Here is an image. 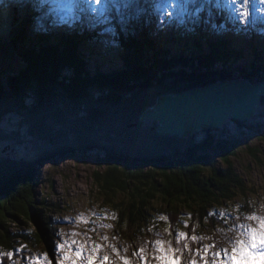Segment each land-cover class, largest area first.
<instances>
[{"label": "trees", "instance_id": "1", "mask_svg": "<svg viewBox=\"0 0 264 264\" xmlns=\"http://www.w3.org/2000/svg\"><path fill=\"white\" fill-rule=\"evenodd\" d=\"M82 41L68 38L54 46L39 40L17 51L11 45V55L19 52L21 69L6 76L0 72L1 119L17 113L19 125L29 124L25 129L29 137L42 136L46 141L36 158L0 157V251L21 244L50 249L56 237L50 215L60 206L37 199L38 169L77 154L84 160L94 153L97 169L92 173V191L113 214L115 238L132 245L159 228L164 232L171 223L174 233L175 217L183 211L205 228L212 207L242 197L246 208L252 190L233 163L237 146L230 135L205 130L188 139L159 136L155 123L143 126L140 121L161 96L233 79L230 70L246 59L244 50L233 49L228 41L205 45L194 41L173 54L168 49L173 43L126 40L120 42L121 68L111 66L112 74H102L95 67L92 76L84 72L76 55ZM248 48L252 62L236 70L244 80L264 82V49ZM103 61L110 63V58ZM228 64L233 65L227 68ZM235 123L254 130L264 141L262 125ZM56 126L63 130L56 131ZM23 133L1 128L0 140H18ZM247 150L260 162L257 148ZM43 206L52 211L45 214ZM161 216L166 220L161 221Z\"/></svg>", "mask_w": 264, "mask_h": 264}, {"label": "rangeland", "instance_id": "2", "mask_svg": "<svg viewBox=\"0 0 264 264\" xmlns=\"http://www.w3.org/2000/svg\"><path fill=\"white\" fill-rule=\"evenodd\" d=\"M195 0H170V2H166V5H171L173 2H177L176 5H182L186 7H191L193 5ZM229 1V0H228ZM163 4V2H162ZM260 3H256L255 5V11H258V6ZM182 6L181 11L183 13L185 12L184 18L189 19L188 11H186L185 7ZM210 6V5H209ZM229 6H231L229 2ZM8 7L11 9L13 6L10 5L5 7L3 11H1L0 14V34H2V26L5 24L7 20V12L10 11ZM163 7V6H162ZM240 10H243L239 6ZM211 10V9H210ZM21 13H25V11H28V7H24V10H19ZM86 12V11H83ZM95 12V11H94ZM177 15L180 16V11H175ZM35 11L30 13V17L28 21L24 23V21L21 22L19 26L12 25L10 23L9 30L15 34V36H18L19 38L22 37V40L26 39V37H29L32 35L34 31H36L40 26H44L43 22L44 20L41 18V16L35 15ZM68 14V12L60 11L58 16ZM97 13V12H96ZM165 16L162 15L161 18L157 16V20L163 22L167 27L166 30L162 29V31H168L170 29H174L173 21L171 19H168L166 15L168 14L167 11H164ZM209 11H203L199 15H194V18L197 19L199 24H204V21L208 17ZM251 13V7L249 5V14L247 18L245 19V22L250 18ZM264 13V9H263ZM98 14V13H97ZM106 15V11H105ZM212 17H210L211 22L213 23V20L219 21L220 19H223V16H219L217 14L211 13ZM18 16H20V13L14 11L13 8V14L11 15V19H16ZM55 19L58 26L57 28H65L66 26H63L62 23L66 20L63 19ZM69 16V15H67ZM174 20H177L176 17H174ZM150 25H155L154 23V17L152 19H149ZM165 20V21H164ZM173 20V18H172ZM181 20H177V22H180ZM195 22V21H194ZM13 23V22H12ZM52 23V22H51ZM171 25V26H170ZM8 26V25H7ZM157 28L161 27L160 25H155ZM180 27V24H178ZM164 27V26H163ZM162 27V28H163ZM170 28V29H169ZM204 28V27H202ZM249 32L250 28H248ZM8 38V37H6ZM99 39V38H98ZM169 38H163L161 37V41H167ZM195 37L189 38L190 43L194 42ZM224 39L225 36H224ZM253 39V40H252ZM252 39L248 38L247 42H231V47L233 49H239L242 48L246 54V59L238 61L237 64H241L242 67H247L250 65V63L253 60V57L248 54L251 52L250 48L248 46H254V49L257 48L258 51H261L264 49L262 47V44H264V40L261 39L258 35H253ZM259 40V44L256 42V40ZM2 40H5L2 39ZM227 40V39H226ZM99 42L103 46L102 42L99 39ZM23 41H20L16 43V46H14V49L18 50L19 44L21 47ZM108 43V42H107ZM186 42H183V44L180 41V44L178 42H175L174 45L169 46L172 53H176L178 50H181L184 47V44ZM251 43V44H250ZM8 44V45H7ZM250 44V45H249ZM24 46V45H23ZM96 49L98 51H102L100 46H97ZM106 51L109 53L114 52V46L108 45L106 47ZM205 51H208V46L205 48ZM19 52H17L16 55H11V46L7 41H0V72L3 73L5 76L14 72H18L21 69V61L18 57ZM113 56L116 58L118 56V53H114ZM88 62L86 61V67L91 68L94 64H99L95 61V59H89ZM102 64H105L109 67H111V64L105 63L103 60H101ZM122 63V61H121ZM116 64V63H115ZM235 64V65H237ZM84 66V68H86ZM88 70V69H87ZM110 74H112L111 70H108ZM89 73L93 72V68L88 70ZM239 78V77H238ZM242 79V78H239ZM244 80V79H243ZM251 83V82H250ZM139 102V101H138ZM137 102V103H138ZM1 115V112H0ZM51 116V115H50ZM25 118V117H24ZM67 118V116H65ZM41 119V118H40ZM3 120V122H2ZM20 118L17 115V113L9 112L6 114L3 119H1L0 116V131L1 128L5 132H16L18 130L23 131L22 138L12 141H3L4 139L0 140V157L5 159H33L40 155V150L45 148L46 141L42 140V136H32L29 137L28 131L25 132L26 127L29 126V124L23 123L22 125H19ZM49 121V120H48ZM43 122V121H42ZM71 122V119H70ZM248 122V124H260L261 127H264V105L262 104L259 108V112L257 116L252 120L245 121V124ZM48 125V122H47ZM55 125H57L55 123ZM52 128V127H50ZM56 131H62L63 129H60L57 127ZM224 133L230 135L229 138L233 142H235L237 146V160H235L233 163L236 166V170H238L239 174L243 176L247 182V187L249 190H252L251 195H248V199H251V205L254 208V214L253 216L256 217L255 220L249 221L248 217L245 215L233 213V218L231 221V228L230 231L226 233L225 231H221L219 237L217 238L215 242V246L212 247L208 253V264H213L212 254L217 251H221L222 249L229 248L230 245L234 242L235 238L240 234V232L243 231L241 228V225H245L247 227L255 228L256 231L254 235L259 238L261 235H264V141H261L258 136L256 135L254 130H249L248 128H240L238 124L235 122H232L225 126V128L222 129ZM220 130V131H222ZM264 132V131H263ZM199 136L202 135L201 133L198 134ZM247 148H257L259 151V159L260 162L256 161L254 158H252ZM79 155V154H77ZM74 157H68V158H61V159H55L51 162L44 163L38 170L39 174V183L37 187V199L40 201L46 200V202H49L50 200L56 201L58 203V206H60V210L52 213L50 215L51 219L53 221H62V225L56 228L58 238L55 237L51 240L50 245V251L49 258L55 263V260L59 258V254H54L53 249L55 244L57 243H69L71 244L72 240H76L79 243H84L88 245V248L90 249L92 244H98L96 240L98 239V236L104 237H111L112 236V220H113V214L112 212L107 208H101L99 206L102 205V202L100 200L99 195L97 192L92 191L94 188L92 187V173L97 169V165L94 162V153L90 154L87 159L84 158L81 159L78 156ZM242 199V197H240ZM240 198H236L233 202L230 204L227 203L228 206H231L232 204L234 206H238L240 203ZM95 207H91V206ZM228 206H221V209L225 211H230ZM44 207V206H43ZM45 214L49 211H52V209L48 207H44ZM50 209V210H49ZM231 212V211H230ZM15 225H11V227H14ZM16 226H22V224H17ZM74 234H77L74 236ZM211 235H213V231H211ZM215 238V239H216ZM98 241V240H97ZM141 241V239L139 240ZM206 241V240H204ZM200 242L199 245L195 249H193L192 255L188 258L189 260H195L198 264H204V261L200 259V256L196 255V252L198 249H203L205 244L203 242ZM100 243V242H99ZM119 244L114 245L116 249L121 248L118 247ZM143 246L146 250H151L152 247L156 249V243L147 244L144 243ZM73 250H75V246H73ZM87 251V249H86ZM99 255L102 257L103 254ZM122 256V254L120 253ZM252 257H254V261L261 256L250 254ZM44 254L39 252H29L28 254L23 251V256L21 257V260L12 261L10 264H31L32 259L34 258H43ZM239 256V254L237 255ZM13 257H16L14 255ZM111 260L109 261V264H121V261L118 259V257L115 256H109ZM252 259V258H251ZM186 260V259H185ZM130 264L131 261H129ZM1 264V263H0ZM42 264H46V262H42ZM153 264H157V262H154ZM172 264V263H168Z\"/></svg>", "mask_w": 264, "mask_h": 264}, {"label": "water", "instance_id": "3", "mask_svg": "<svg viewBox=\"0 0 264 264\" xmlns=\"http://www.w3.org/2000/svg\"><path fill=\"white\" fill-rule=\"evenodd\" d=\"M264 98V82L222 80L204 87L156 99L140 118L143 126L155 123L159 136L182 139L204 129L222 130L232 122L254 119Z\"/></svg>", "mask_w": 264, "mask_h": 264}, {"label": "snow or ice", "instance_id": "4", "mask_svg": "<svg viewBox=\"0 0 264 264\" xmlns=\"http://www.w3.org/2000/svg\"><path fill=\"white\" fill-rule=\"evenodd\" d=\"M95 2L97 4H106L109 2V0H95ZM208 2H211V0H208ZM229 2L233 6L242 4L243 10L237 9L239 17L241 18V20L247 18L251 0H229ZM260 2L264 3V0H260ZM125 4L127 5V15L134 16L136 13L135 6L132 5L129 0H125ZM203 11V8L196 9L197 15H199ZM97 13L100 23H108L109 18L105 16L104 9H97ZM208 16L211 17L210 10ZM120 22L122 25H125V27L128 26L127 18L124 13H121ZM208 22L209 21L207 19L204 21V23ZM109 33L114 36L116 34V29L105 28L104 34ZM248 219L249 221H251L255 220L256 217L249 216ZM160 220L165 221L166 217L161 216ZM241 228L243 229V231L240 232V234L235 238L234 242L230 245L229 248L222 249L221 251H217L212 254L213 264H230V261L238 254H254L264 257V235H261L259 238H257L254 235L256 231L255 228L247 227L245 225H241ZM169 231V228L165 227L164 232L168 234ZM76 235L77 234H74V236ZM187 239L188 237L186 233H183V235L179 237L180 242L186 241ZM191 239L195 241L197 240V237L192 236ZM104 240L107 241V237H104ZM73 246H75V250H73ZM23 247L26 246H22L21 249L17 251H23ZM102 247L103 245L101 244H92L89 249L87 244L79 243L76 240H72L71 244L66 242L57 243L55 244L53 249L54 254H59V258L55 260V264H109L108 255H104L102 257L99 255ZM108 247L111 249L112 253L118 257V259L121 261V264H130L129 260L126 257L120 255L115 246L109 245ZM212 247V245H207L203 249H198L196 252V255L200 256V259L204 261V264H208V253ZM188 248L189 245L185 244L184 249ZM139 251L141 254L140 259L144 260V248H141ZM163 251H166L169 258L175 260L176 264H181L180 258L177 255V253L179 252L178 248L173 247L170 241L159 239L156 241V251L152 259L158 262ZM5 256L11 261L14 256V252L0 251V262H2ZM42 262H46V264H53V261L49 258V254L47 252L44 254L42 260L41 258H34L32 259L31 264H42ZM192 264H196L195 260L192 261Z\"/></svg>", "mask_w": 264, "mask_h": 264}, {"label": "bare ground", "instance_id": "5", "mask_svg": "<svg viewBox=\"0 0 264 264\" xmlns=\"http://www.w3.org/2000/svg\"><path fill=\"white\" fill-rule=\"evenodd\" d=\"M65 1H67V0H65ZM166 1L167 0H164L163 7H162V5H161L162 3L159 0H138V2L140 4V7H139L140 11L141 12L144 11L143 15L141 17H139V22L142 23L143 21H145L147 19H152L155 15H157L160 18H161L162 15L165 16L164 11H168V9L166 7ZM17 2L26 3L29 6L32 5L31 4L32 0H29L28 2L24 1V0H14L13 2H10L9 5H10V7H11V5L13 6L15 14H16V12L17 13L18 12L21 13V11H19L20 9H19V5L17 4ZM48 2H49V0H48ZM50 2H52V3L51 4H46V6L49 7V8L53 7L52 10H55V9H58V5H59L60 2H62V0H60V1L50 0ZM12 3H15V4H12ZM77 3H78V8H81V10L77 11V12L83 16L84 20L86 21L85 24L87 26L90 25V32L92 34L97 35L98 38L100 39V41L103 44V46L100 45V47L102 49H104V50L101 51V55H102L101 58L102 59L103 58L107 59V57H104V56H108L109 55V52H107L106 49L104 48V47L108 46L107 34H104V29H105L104 23H100L99 22L98 14L96 12H94L96 10H95V7L92 4L91 0H77ZM204 4L209 9H211L210 10L211 13L217 14V15H219L221 17L225 16V17L229 18V19L226 18L227 21H225L227 23V26L225 28V38L226 39H228L229 41H232V36H231V28L232 27H235V36H234L235 42H237V43L247 42L248 38H252V36H251V34H250L249 30H248V28L251 27V23L247 22V21L245 22V19L241 20L239 15L235 16L234 8L232 6L228 7L227 5H225V0H214V1H211V2L204 1ZM182 6L183 5L181 4L180 5V9H182ZM251 6L253 8V13H252L253 18L258 20V21L255 22V27H256V29H260L261 27H264V16H263L264 3H261L258 6V11H255L254 2L252 0H251ZM13 8L11 7L10 11L7 12V20H6L5 24L2 26V34H1L4 37H8L5 40H8L10 46L11 45L15 46L14 45V39H15L16 43L21 41L20 38H18L16 36L13 37L12 32L10 30H8V26H7L8 22H9V19H11L10 15L13 14ZM4 9H5V7L1 6V4H0V14H1V11H3ZM83 11H86V12H83ZM169 11L171 13L172 9H170ZM185 14H186L185 12L183 13V11H180L179 19L183 20ZM58 18L59 19H63V16L60 15V16H58ZM172 18H173V15L171 13L170 16L167 18V20L171 19V21H173ZM51 22H52L51 23L52 24L51 27H54L56 24L53 21H51ZM154 23H155V25L156 24L157 25L161 24L160 28H162L164 26L162 29L166 30L165 28L167 26L165 24H163V22L158 21L156 18H154ZM62 25L68 27V23L66 21L63 22ZM137 29H139L138 26H137ZM171 31H173V28L171 29ZM161 32H162V30L159 31V33H161ZM81 34L83 35L82 31H81ZM5 40H1V41L3 42ZM36 42L37 41L35 39H33V43H36ZM17 45L20 46L19 44H17ZM76 55H78L77 58L79 59L80 54L77 53ZM89 59H94V58H89ZM106 63L109 64V61L106 62ZM98 66H99V64L98 65L95 64L96 68ZM231 66H230V64H228L227 68H229ZM242 68H244V67L237 66V65H235V66H233V68H231L230 71L233 72V73L230 72L231 73L230 75H233V79L232 80H237V79L241 78L239 76L240 73H238L237 70H239V72H240V70ZM111 71H112V69H111ZM95 73H97L96 70L93 71V74H95ZM205 130H209V129H204L203 131H205ZM198 134H200V133H198ZM198 134H196L194 137H196Z\"/></svg>", "mask_w": 264, "mask_h": 264}, {"label": "clouds", "instance_id": "6", "mask_svg": "<svg viewBox=\"0 0 264 264\" xmlns=\"http://www.w3.org/2000/svg\"><path fill=\"white\" fill-rule=\"evenodd\" d=\"M260 83V82H259ZM259 112V111H258Z\"/></svg>", "mask_w": 264, "mask_h": 264}]
</instances>
